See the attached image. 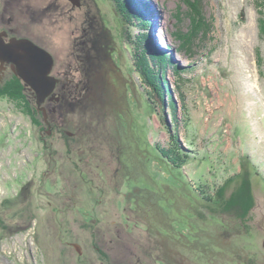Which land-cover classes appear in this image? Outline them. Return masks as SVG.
Wrapping results in <instances>:
<instances>
[{
	"label": "rangeland",
	"instance_id": "obj_1",
	"mask_svg": "<svg viewBox=\"0 0 264 264\" xmlns=\"http://www.w3.org/2000/svg\"><path fill=\"white\" fill-rule=\"evenodd\" d=\"M74 1L0 0L71 80L51 128L0 96V264H264V0Z\"/></svg>",
	"mask_w": 264,
	"mask_h": 264
},
{
	"label": "trees",
	"instance_id": "obj_2",
	"mask_svg": "<svg viewBox=\"0 0 264 264\" xmlns=\"http://www.w3.org/2000/svg\"><path fill=\"white\" fill-rule=\"evenodd\" d=\"M199 2V0H197V3ZM126 4V3H125ZM197 6L199 7V4H197ZM144 16V15H143ZM126 19V18H125ZM145 23H148V21H146V19H145V21H144ZM125 23V22H124ZM261 28H262V30L264 31V18L263 19H261ZM142 56L144 55V54H141ZM158 57H159V62L161 63V64H167V62H166V60H165V57H164V55H162V54H160V55H158ZM140 64V65H139ZM138 65L141 67V71H142V74L144 75V77L145 78H147L146 80L148 81V82H153V86L156 88V92H158V94H159V96H160V92H159V89H160V77H158L159 76V73H158V76H157V73H156V75L153 73V70H152V65L150 64V63H148V57H147V59H146V55H144V57H142V59H140L139 60V62H138ZM156 81H158V86H156V83H154V80ZM165 80V79H164ZM21 83H20V81L16 78V77H14V78H9V80L7 81V83L3 86V87H1L0 88V96H2V95H4V96H8V97H10V98H12V99H15V100H17V102H19V106L20 107H22V109H23V111H25L26 113H30V114H32L36 119L38 118V117H40V115L42 114V113H40L39 111H38V108H37V106H35L34 105V100H35V93H33V92H28V95H29V97L32 95V97H30V98H27V93H25V92H23L22 91V88H21ZM64 92H61V94H62V99H63V97H64V95L65 94H63ZM162 95V94H161ZM31 99V100H30ZM60 100L59 102H57L56 103V105L55 104H53V107H47V109H48V113H49V119H50V121H51V116L54 114L55 116H56V112L57 111H59V108H58V103H62V102H64V100ZM162 99V98H161ZM21 101V102H20ZM30 101H31V103H30ZM33 104V105H32ZM172 105V104H171ZM172 107H173V105H172ZM54 109H56V111H54ZM173 109L174 110H176V108L175 107H173ZM42 118H43V114H42ZM44 122V121H43ZM52 122V121H51ZM151 146H152V148H153V150H154V152H156V154L158 155V157H159V159L161 160V164H162V162L165 164V165H168V166H170V167H172V168H174V169H177L178 171H180L181 172V166H183V164H184V162H179V159L180 158H182V159H184L185 158V155H183L184 153H183V151L181 152V150H177V149H172V148H168V149H166V148H164V149H161V148H158L157 147V149L155 148V146L153 147V144H151ZM173 151V152H172ZM176 152V153H175ZM174 153L176 154V156L177 157H179V159L178 158H176L175 156H174ZM174 156V157H173ZM183 163V164H182ZM184 173V172H183ZM175 178H179L178 176H176ZM181 179L183 178V177H180ZM193 195H194V197L196 198V200L199 202V201H202V197L200 196V194L198 193V195L196 194V193H193ZM216 195V197L214 198V201L213 202H211V201H208V203H209V206L210 207H212V206H216L217 205V207H219L220 205H221V203H222V201H221V194H220V192H218V193H216L215 194ZM238 200H242L243 201V198H242V196H240V198L238 197ZM246 202V206L248 207V205L247 204H249L250 203V199L248 198V200H246L245 201ZM198 206H200V204L198 203ZM245 212H241V213H243V216L244 215H247V211L246 210H248V208H244L243 209ZM195 211L197 212V214H198V212H199V214H200V212L201 213H203L202 211H201V208H199V209H195ZM223 211V210H222ZM218 212H220V211H218ZM232 213H234V212H232ZM212 215H214V216H216V218L218 219V220H220V222H221V225L218 227V230L216 231V233H214L213 234V232H212V234L213 235H211L209 238L210 239H208V240H203V235L200 233V231L199 232H194V230H192V232H193V239H197L198 240V243H199V245H198V243L197 242H189V241H187L188 242V245H190L188 248H185V252L186 251H189V250H191V251H193V256H195V257H197L198 259H199V254L200 253H203L204 252V245H218V246H220L221 244L222 245H225L227 242H228V240L229 239H231V235L233 236V234H232V232H230V231H228V224H226L222 219H221V217L219 216V214H216L215 215V213H213ZM201 216V215H200ZM237 217V216H236ZM192 223H195V222H193L192 221ZM244 225H245V228H248L247 226V223L246 222H244ZM227 226V227H226ZM230 232V233H229ZM231 234V235H230ZM236 234V233H235ZM237 236H239V234H236ZM172 238V237H171ZM202 242V244H200ZM222 242V243H221ZM216 243V244H215ZM193 245H196V247H192ZM191 247V248H190ZM202 250V251H201ZM175 251H177L178 253H180V255H181V252H182V250H181V252L179 251V249L177 248ZM207 253V252H206ZM210 254H208V256H207V258H209L210 256L209 255H212L213 254V252L212 251H210L209 252ZM181 257V256H180ZM207 258H204V260H206ZM193 259V258H192ZM180 260H183L182 258H180ZM238 260H239V258H238ZM168 263H170V264H179V262H176V260H174V259H172V261H169ZM206 263H210L209 262V260H206ZM213 263V262H212ZM162 264H167V263H165V262H162Z\"/></svg>",
	"mask_w": 264,
	"mask_h": 264
},
{
	"label": "water",
	"instance_id": "obj_3",
	"mask_svg": "<svg viewBox=\"0 0 264 264\" xmlns=\"http://www.w3.org/2000/svg\"><path fill=\"white\" fill-rule=\"evenodd\" d=\"M74 3L79 4L78 0H75ZM1 46V62H12L15 73L33 89L38 109L43 112L44 120L51 128L49 113L43 104L53 93L58 81L57 78L50 75L54 66L53 55L29 39H12L10 43L1 44ZM52 99L58 101L60 97L53 94ZM48 133H51V129L48 130ZM76 246L80 249L79 245Z\"/></svg>",
	"mask_w": 264,
	"mask_h": 264
},
{
	"label": "flooded vegetation",
	"instance_id": "obj_4",
	"mask_svg": "<svg viewBox=\"0 0 264 264\" xmlns=\"http://www.w3.org/2000/svg\"><path fill=\"white\" fill-rule=\"evenodd\" d=\"M3 1L5 2V0H2V2ZM25 30H27L26 27H22L21 25H18L17 23L14 24V21H13V19L10 16L4 15V16L0 17V34H1L0 35V41H2L3 44L10 43L13 38H18V39L26 38V39L32 40L37 45H39V46L45 48L46 50H48L46 48V46H44L39 41L38 38L32 37L30 35H27ZM51 54L54 57V66H53V69L51 71V75L58 79L56 87H55V89L53 91V94H55L56 96H59L60 100H61L62 99L61 92H63V91L66 92V90L69 89V85L71 83V80L60 78L59 74H57L54 71L56 59H55L54 54L53 53H51ZM14 77H16L20 81V83L22 85L21 86L22 90L30 91V92L34 93L33 89L29 85H27L20 76H18L15 73V71L13 70V63L12 62H4V63H2L0 61V88L3 87L7 83L9 78H14ZM78 86H79V84H78ZM35 97H36V95H35ZM60 100H58V101L56 100V101L59 102ZM54 101H53V99L50 96L49 98H47L45 100L43 105L47 106V107L49 106L51 108V106L48 105V104L50 103V104L53 105ZM51 132H52V130H51Z\"/></svg>",
	"mask_w": 264,
	"mask_h": 264
},
{
	"label": "bare ground",
	"instance_id": "obj_5",
	"mask_svg": "<svg viewBox=\"0 0 264 264\" xmlns=\"http://www.w3.org/2000/svg\"><path fill=\"white\" fill-rule=\"evenodd\" d=\"M21 4V3H20ZM125 7H127V6H125ZM120 10H123V13L124 14H126L127 15V10L125 11V9H122V6H121V9ZM122 12V11H121ZM122 27H124V25L122 26ZM13 39H18V38H13ZM23 39V38H22ZM24 39H26V38H24ZM30 40V39H29ZM12 41V40H11ZM32 41V40H31ZM1 44H3L2 43V41H0V47H2L1 46ZM36 44V43H35ZM37 45V44H36ZM39 46V45H38ZM39 47H41V46H39ZM41 48H43V47H41ZM49 52V51H48ZM50 53V52H49ZM1 61V60H0ZM50 75H51V73H50ZM52 76V75H51ZM52 77H54V76H52Z\"/></svg>",
	"mask_w": 264,
	"mask_h": 264
}]
</instances>
